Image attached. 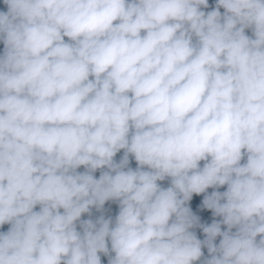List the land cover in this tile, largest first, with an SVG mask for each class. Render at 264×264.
Returning <instances> with one entry per match:
<instances>
[{"label": "clouds", "instance_id": "9594fccd", "mask_svg": "<svg viewBox=\"0 0 264 264\" xmlns=\"http://www.w3.org/2000/svg\"><path fill=\"white\" fill-rule=\"evenodd\" d=\"M0 45V264H264V0H0Z\"/></svg>", "mask_w": 264, "mask_h": 264}, {"label": "trees", "instance_id": "16d2710c", "mask_svg": "<svg viewBox=\"0 0 264 264\" xmlns=\"http://www.w3.org/2000/svg\"><path fill=\"white\" fill-rule=\"evenodd\" d=\"M0 47H2V45H0ZM114 207V206H113ZM202 214H203V216L205 217V218H209L210 217V213L209 212H207V211H203L202 210ZM199 234V233H198Z\"/></svg>", "mask_w": 264, "mask_h": 264}, {"label": "rangeland", "instance_id": "374dc122", "mask_svg": "<svg viewBox=\"0 0 264 264\" xmlns=\"http://www.w3.org/2000/svg\"><path fill=\"white\" fill-rule=\"evenodd\" d=\"M103 259V258H102Z\"/></svg>", "mask_w": 264, "mask_h": 264}]
</instances>
